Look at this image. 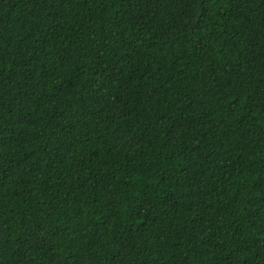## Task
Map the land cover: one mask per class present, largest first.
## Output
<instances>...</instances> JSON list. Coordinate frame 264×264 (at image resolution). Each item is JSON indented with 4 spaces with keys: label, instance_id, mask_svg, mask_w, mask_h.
I'll list each match as a JSON object with an SVG mask.
<instances>
[{
    "label": "trees",
    "instance_id": "16d2710c",
    "mask_svg": "<svg viewBox=\"0 0 264 264\" xmlns=\"http://www.w3.org/2000/svg\"><path fill=\"white\" fill-rule=\"evenodd\" d=\"M0 264H264V0H0Z\"/></svg>",
    "mask_w": 264,
    "mask_h": 264
}]
</instances>
